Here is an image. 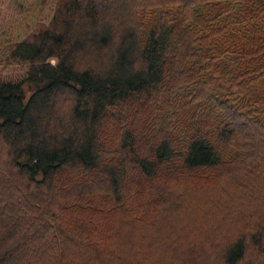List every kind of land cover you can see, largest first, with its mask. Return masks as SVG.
Returning <instances> with one entry per match:
<instances>
[{
	"label": "trees",
	"instance_id": "16d2710c",
	"mask_svg": "<svg viewBox=\"0 0 264 264\" xmlns=\"http://www.w3.org/2000/svg\"><path fill=\"white\" fill-rule=\"evenodd\" d=\"M1 48L0 264H264V0H54Z\"/></svg>",
	"mask_w": 264,
	"mask_h": 264
},
{
	"label": "rangeland",
	"instance_id": "374dc122",
	"mask_svg": "<svg viewBox=\"0 0 264 264\" xmlns=\"http://www.w3.org/2000/svg\"><path fill=\"white\" fill-rule=\"evenodd\" d=\"M41 0H0V57L3 55L1 45L9 40H19L27 32L32 31L36 22H45L47 24L53 14L54 0H46L42 8ZM55 63L56 60L51 58ZM13 70L9 69L7 72ZM262 180L261 174H256L252 181ZM202 181L191 184L185 189L188 194H206L205 191L197 193L196 190ZM194 188V189H192ZM209 189V188H208Z\"/></svg>",
	"mask_w": 264,
	"mask_h": 264
}]
</instances>
